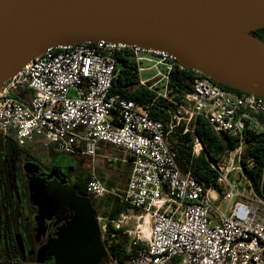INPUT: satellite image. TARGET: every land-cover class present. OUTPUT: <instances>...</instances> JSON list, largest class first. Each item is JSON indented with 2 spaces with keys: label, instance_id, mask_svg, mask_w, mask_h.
I'll return each instance as SVG.
<instances>
[{
  "label": "built area",
  "instance_id": "1",
  "mask_svg": "<svg viewBox=\"0 0 264 264\" xmlns=\"http://www.w3.org/2000/svg\"><path fill=\"white\" fill-rule=\"evenodd\" d=\"M119 52L133 56L141 84L175 104L167 121L151 118L144 104L111 94ZM178 65L186 67L171 52L106 39L50 46L1 85L0 136L18 146L40 142L55 153L85 157L116 147L118 156L107 159L131 165L126 188L115 192L95 176L86 187L89 196L114 194L128 205L115 218L96 216L115 264H264V192L245 175L241 162L247 136L264 134V97L226 89L186 67L193 71L191 88L179 101L169 88ZM144 71L151 75L144 77ZM198 116L236 142L220 161L208 158L217 186L207 187L183 170L172 143L177 128L190 131ZM191 131L193 152L199 154L203 143ZM247 162L253 166V158ZM235 170L243 179L241 189L231 178ZM220 198L228 201L225 211L216 204ZM147 215L150 233L144 236ZM109 224L131 236L123 262L105 243Z\"/></svg>",
  "mask_w": 264,
  "mask_h": 264
},
{
  "label": "water",
  "instance_id": "2",
  "mask_svg": "<svg viewBox=\"0 0 264 264\" xmlns=\"http://www.w3.org/2000/svg\"><path fill=\"white\" fill-rule=\"evenodd\" d=\"M264 0H0V87L50 46L106 39L173 53L184 66L264 97ZM24 98L23 95H20ZM32 194L43 193L31 181ZM74 225L48 247L58 264L108 256L87 196L56 192Z\"/></svg>",
  "mask_w": 264,
  "mask_h": 264
},
{
  "label": "trees",
  "instance_id": "3",
  "mask_svg": "<svg viewBox=\"0 0 264 264\" xmlns=\"http://www.w3.org/2000/svg\"><path fill=\"white\" fill-rule=\"evenodd\" d=\"M252 33L264 41V28L254 30ZM192 74V70L186 67L180 68L178 65L169 76L170 93L179 101L181 100V94L191 88ZM222 86L226 89L236 90L229 86ZM111 94H120L135 101L137 104H144L148 108L149 116L153 119L167 121L170 113L175 110L174 103L163 96H158L154 90L140 83L138 65L133 56L126 52L117 54L116 76L113 81ZM191 129L195 131L204 146V149L199 154L193 152L192 140L194 133ZM191 129L183 134V127H179L174 133L177 136L172 137V143L179 154V165L185 171L190 170L207 187L217 186L216 171L208 158L213 162L220 161L227 150L235 148L236 142L228 134L217 133L204 116H198ZM247 143L246 151L241 158L243 171L253 181L256 189L264 192V182L262 183L261 181L264 171V134L250 133L247 136ZM20 150L21 148L12 138L0 136V201L10 200L11 161L13 156L19 153ZM249 158H253V166L251 167H248L247 161ZM127 165L128 183L131 165L129 163ZM92 177L93 175L90 174L85 179L83 185L84 194H86L87 184ZM101 181L108 188L115 184L114 182H109L107 185L103 180ZM102 202L103 204L99 205V207L101 210L104 207L103 216H108L109 218L119 216L121 212L128 208V205L120 202L119 197L114 194H110ZM105 243L110 255L123 262L128 255L131 236L116 230L109 224ZM131 251H134V248Z\"/></svg>",
  "mask_w": 264,
  "mask_h": 264
},
{
  "label": "flooded vegetation",
  "instance_id": "4",
  "mask_svg": "<svg viewBox=\"0 0 264 264\" xmlns=\"http://www.w3.org/2000/svg\"><path fill=\"white\" fill-rule=\"evenodd\" d=\"M19 147L21 153L26 152L23 146ZM83 157L58 152L43 162L27 153L22 166L16 164L15 170H11L10 200L0 201V264H58L46 247L58 233L74 225L75 217L70 206L63 202L57 205L53 199L58 191L87 196L95 216L99 215L97 201L101 198L83 192L86 179L80 168ZM34 179L40 182L43 193L30 192ZM108 258L99 264H109Z\"/></svg>",
  "mask_w": 264,
  "mask_h": 264
},
{
  "label": "rangeland",
  "instance_id": "5",
  "mask_svg": "<svg viewBox=\"0 0 264 264\" xmlns=\"http://www.w3.org/2000/svg\"><path fill=\"white\" fill-rule=\"evenodd\" d=\"M144 64L147 65V63H144ZM150 75H151L150 71L143 72L144 77H148ZM158 86L161 88L160 84ZM175 135L176 134H173V136ZM23 149L26 152L16 153L13 156V159L11 161L12 172L15 170L16 164H17V167L18 165L22 166L27 153L33 154L36 159L42 160L43 162H47L50 156H53L55 154V152H53L52 149L45 147L40 142L30 143L24 146ZM116 152L117 151H116L115 146L105 148V149H100L98 152V155H96L95 157L80 158V168L86 177H88L91 174L95 176L96 178L103 180L107 185L109 182H114L115 184L109 188L113 189L115 192L121 193L126 188L128 165L126 162H123L121 160H116V161L111 162L107 159V156H110V155L118 156V153ZM71 161L73 162L72 164H75L74 160H71ZM231 174H232L231 178L236 179L237 187L241 189V187L243 186L242 184L243 179L240 177L239 171L238 170L232 171ZM239 181L241 182V187L238 185ZM107 196H110V195H107ZM107 196L97 201V211H99L98 212L99 215L103 216L102 211L104 207H102V210H101L99 205L103 204L102 200L107 198ZM216 204L220 205L221 211H225L228 201L222 200V198H220V200L217 201ZM105 217H108V216H105ZM107 263L115 264L110 257L108 258Z\"/></svg>",
  "mask_w": 264,
  "mask_h": 264
},
{
  "label": "bare ground",
  "instance_id": "6",
  "mask_svg": "<svg viewBox=\"0 0 264 264\" xmlns=\"http://www.w3.org/2000/svg\"><path fill=\"white\" fill-rule=\"evenodd\" d=\"M139 72V71H138ZM149 222H150V216L147 215L145 217V220L144 222L141 224V228H142V232H143V235L144 236H148L149 233H150V225H149ZM104 244V243H103ZM105 246V245H104ZM108 253V252H107ZM109 256V254H108ZM110 257V256H109Z\"/></svg>",
  "mask_w": 264,
  "mask_h": 264
}]
</instances>
